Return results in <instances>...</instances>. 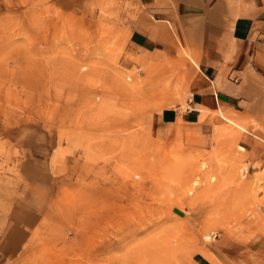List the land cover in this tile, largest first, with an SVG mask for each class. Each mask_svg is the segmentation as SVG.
I'll return each mask as SVG.
<instances>
[{
  "label": "rangeland",
  "instance_id": "1",
  "mask_svg": "<svg viewBox=\"0 0 264 264\" xmlns=\"http://www.w3.org/2000/svg\"><path fill=\"white\" fill-rule=\"evenodd\" d=\"M144 2L0 0V264H264V95L151 137L188 86Z\"/></svg>",
  "mask_w": 264,
  "mask_h": 264
},
{
  "label": "crops",
  "instance_id": "2",
  "mask_svg": "<svg viewBox=\"0 0 264 264\" xmlns=\"http://www.w3.org/2000/svg\"><path fill=\"white\" fill-rule=\"evenodd\" d=\"M144 1L128 46L143 59H175L188 86L184 106L151 115V137L254 108L264 95V0Z\"/></svg>",
  "mask_w": 264,
  "mask_h": 264
},
{
  "label": "built area",
  "instance_id": "3",
  "mask_svg": "<svg viewBox=\"0 0 264 264\" xmlns=\"http://www.w3.org/2000/svg\"><path fill=\"white\" fill-rule=\"evenodd\" d=\"M217 237V233L215 231H211L210 233L206 234L204 239L206 240H214Z\"/></svg>",
  "mask_w": 264,
  "mask_h": 264
}]
</instances>
